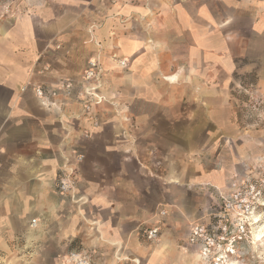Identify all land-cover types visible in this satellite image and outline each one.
Masks as SVG:
<instances>
[{
    "label": "crops",
    "instance_id": "obj_1",
    "mask_svg": "<svg viewBox=\"0 0 264 264\" xmlns=\"http://www.w3.org/2000/svg\"><path fill=\"white\" fill-rule=\"evenodd\" d=\"M88 3L83 20L55 0L54 17L0 24V264H62L77 248L95 264H192L191 223L234 170L228 84L238 71L264 86V0ZM91 56L106 98L85 111L53 91L78 88ZM75 153L78 206L56 187Z\"/></svg>",
    "mask_w": 264,
    "mask_h": 264
},
{
    "label": "rangeland",
    "instance_id": "obj_2",
    "mask_svg": "<svg viewBox=\"0 0 264 264\" xmlns=\"http://www.w3.org/2000/svg\"><path fill=\"white\" fill-rule=\"evenodd\" d=\"M54 1L0 0V24L18 19L33 21L40 18L49 19L51 15V17H54L57 13L51 11V7H53L52 2ZM61 2L62 10L58 12L59 15L72 20H83L86 18L87 5H89L88 0H61ZM234 14L235 12L230 10L220 11V15L227 19L233 18ZM237 17L239 16L235 18ZM90 40L94 45L100 46V43L92 36H90ZM74 50H78V48H74ZM234 51L239 56L237 62L240 71V50L235 49ZM90 62L95 63V75L88 79L86 76ZM120 65L122 66L121 62ZM49 69V65H44L38 70V73H45ZM81 71L82 74L79 76L80 86L78 88L74 86L72 80H66L60 86H72L70 95L74 93L77 97L85 101L88 100L91 109V104L96 103L98 99L87 95L86 91L89 89L91 92L99 95L101 97L100 102L105 100L106 97L103 94H99L98 91L103 86H107L108 74L97 56L88 58ZM228 85L231 87V115L233 117L234 132L232 138L228 139L226 143L228 144V150L231 152V156L229 155V157L234 158L232 178L226 186L215 187L217 202L214 204L216 210L213 213L201 214L195 221H192L191 227L195 224L206 226L210 223H215L216 220L213 221V214L217 213L221 206L220 196H229L234 194V192H240L241 199L239 198L237 202H243L244 215L241 217V220H232L234 224L230 226V231L226 234L225 238L228 240L227 247L233 246V253L228 257L224 254L220 255V258H223L221 264H264V238L261 242L254 239V232L264 227V86H258L255 74L252 73L250 76L241 75L238 71L234 74L232 81ZM97 86L98 89L91 90ZM56 92H59V90ZM233 184L235 186H232ZM76 204L78 206L82 202H77ZM165 214V211L159 213L160 216H164ZM242 223L244 224L243 228L241 226ZM157 227L159 228V226ZM238 238L241 239L238 240ZM233 239L236 242L229 245V242ZM188 243H190L189 240ZM195 245L198 247V251L190 256L192 264H213L212 261L220 260L219 258L207 260L206 256L200 254L203 246L200 244ZM72 251L85 252L92 264H95V259L87 248H77L69 252ZM66 254L62 256V264L63 257ZM225 257L227 258L224 259Z\"/></svg>",
    "mask_w": 264,
    "mask_h": 264
},
{
    "label": "built area",
    "instance_id": "obj_3",
    "mask_svg": "<svg viewBox=\"0 0 264 264\" xmlns=\"http://www.w3.org/2000/svg\"><path fill=\"white\" fill-rule=\"evenodd\" d=\"M89 69L87 72V78L94 76L95 63H89ZM122 65H125V61H121ZM98 89V86L92 88L91 90ZM57 90L62 91L66 95H70L72 92V86H60ZM56 91H53L55 94ZM87 95L92 98L98 99L97 103L101 101V97L95 92H91L89 89L86 91ZM38 94H41L38 91ZM90 109L89 101H85L84 110L88 111ZM83 155L81 153H75V157L72 160L66 159L64 164L60 167L59 175L56 181V187L60 194L69 195L71 198L75 199V202H83L82 198H76L77 190V178H76V166L83 161ZM232 186H235L233 184ZM241 199L240 192H234L232 195H221V206L217 213L213 214V221L215 223H210L206 226L195 224L192 225L190 233L188 235V240L192 245H202L203 249L200 250V254L207 257V260H212L214 258H219V261H212L213 264H221L223 258L220 255L224 254L227 257L233 253V246L231 245L236 240L229 242L231 245L227 247L228 240L225 238L226 234L230 231V226L234 223L232 220H241L244 215L243 202L239 201ZM36 225V219L31 220V226ZM242 228L244 224H241ZM159 228L154 226L147 230V238L154 239L158 236ZM244 231V230H243ZM241 238H238L240 240ZM225 257L224 259H226ZM63 264H92L90 258L85 252L72 251L63 257Z\"/></svg>",
    "mask_w": 264,
    "mask_h": 264
},
{
    "label": "bare ground",
    "instance_id": "obj_4",
    "mask_svg": "<svg viewBox=\"0 0 264 264\" xmlns=\"http://www.w3.org/2000/svg\"><path fill=\"white\" fill-rule=\"evenodd\" d=\"M261 218V217H260ZM254 221H256V220H254ZM257 222H259V221H257ZM260 228H261V226H260ZM264 238V227L262 228V229H260V230H258V231H255L254 232V239L256 240V241H260L261 242V240ZM251 244V243H250ZM201 260V259H200ZM205 261V260H204Z\"/></svg>",
    "mask_w": 264,
    "mask_h": 264
}]
</instances>
